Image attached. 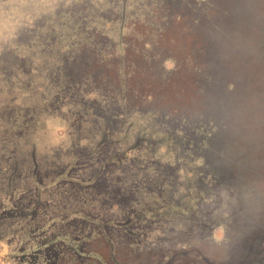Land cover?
Instances as JSON below:
<instances>
[{
  "label": "rangeland",
  "instance_id": "rangeland-1",
  "mask_svg": "<svg viewBox=\"0 0 264 264\" xmlns=\"http://www.w3.org/2000/svg\"><path fill=\"white\" fill-rule=\"evenodd\" d=\"M229 16L237 18L239 33ZM110 17L108 32L115 39L125 35L128 49L141 46L148 59L158 55L151 66L159 73L140 84H149L155 99L129 105L126 129L139 137L129 155L139 158L128 164L142 180L139 199L148 214L132 228L136 239L122 240L132 251L118 249L116 263L264 264V246L257 244L264 240V0H0V109L22 110L34 99L18 91L22 81L10 82L1 64L5 51L25 54L31 47L40 54L54 38L62 46L67 31L100 29L101 19ZM161 42L181 59L180 72L161 55L165 49L154 46ZM225 54L236 67L226 76L211 66ZM197 62L205 65L198 76ZM70 126L42 114L39 153L66 158ZM8 191L0 182V264H37L43 261L38 242L27 235L33 224L8 210ZM55 263L64 264H47Z\"/></svg>",
  "mask_w": 264,
  "mask_h": 264
},
{
  "label": "trees",
  "instance_id": "trees-1",
  "mask_svg": "<svg viewBox=\"0 0 264 264\" xmlns=\"http://www.w3.org/2000/svg\"><path fill=\"white\" fill-rule=\"evenodd\" d=\"M236 19L228 18L234 31L241 29L233 21ZM179 21L178 16L174 22ZM101 23L100 29L86 25L82 30L67 31L61 36L65 38L62 46L54 38L40 54L29 47V53L11 49L2 58L10 82L22 81L18 91L34 98L22 110L9 105L0 109V182L9 190L6 198L12 206L8 210L30 217L33 227L28 230V240L38 242L37 257L43 260L37 264L54 259L64 264H117L118 249L132 251L122 240L136 239L132 228L143 224L148 214L139 199L142 180L133 177L128 164L139 158L129 155L134 151L132 141L139 137H131L126 128L132 122L130 101V106H136L141 99L156 97L149 84H140L155 79L152 74L159 75L156 65L151 66L158 55L148 59L141 46L128 49L125 35L115 39L108 32L114 24L111 17ZM219 42L224 48L228 45ZM154 46L165 49L161 55L175 62L174 72H180L181 59L163 42ZM46 50L55 53L46 54ZM199 52L203 56L204 48ZM204 66L195 63L194 75ZM211 66L226 76L236 69L235 58L225 54L212 60ZM226 82L227 91H233V80ZM42 114L60 118L64 124L71 122L66 158L56 152L39 153L37 126ZM139 134L142 138L143 132L139 130ZM6 209L7 205L2 210ZM257 244L264 246V240Z\"/></svg>",
  "mask_w": 264,
  "mask_h": 264
}]
</instances>
